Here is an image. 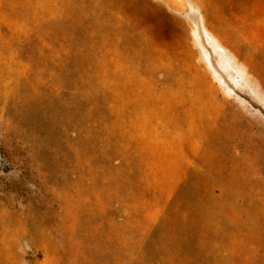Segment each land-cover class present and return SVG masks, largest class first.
Here are the masks:
<instances>
[{
	"label": "rangeland",
	"instance_id": "1",
	"mask_svg": "<svg viewBox=\"0 0 264 264\" xmlns=\"http://www.w3.org/2000/svg\"><path fill=\"white\" fill-rule=\"evenodd\" d=\"M0 264H264V0H0Z\"/></svg>",
	"mask_w": 264,
	"mask_h": 264
}]
</instances>
